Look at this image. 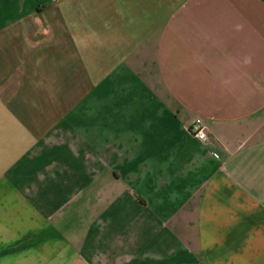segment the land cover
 Wrapping results in <instances>:
<instances>
[{"label":"crops","instance_id":"1","mask_svg":"<svg viewBox=\"0 0 264 264\" xmlns=\"http://www.w3.org/2000/svg\"><path fill=\"white\" fill-rule=\"evenodd\" d=\"M0 264H264V0H0Z\"/></svg>","mask_w":264,"mask_h":264},{"label":"built area","instance_id":"2","mask_svg":"<svg viewBox=\"0 0 264 264\" xmlns=\"http://www.w3.org/2000/svg\"><path fill=\"white\" fill-rule=\"evenodd\" d=\"M191 134L200 142L205 143L209 139V133L207 126L202 122V120L197 117L193 119L188 127ZM216 155V153H214Z\"/></svg>","mask_w":264,"mask_h":264}]
</instances>
